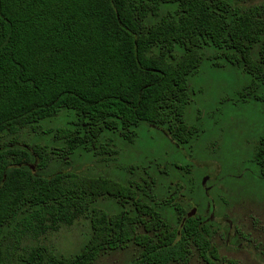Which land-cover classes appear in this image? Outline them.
Returning a JSON list of instances; mask_svg holds the SVG:
<instances>
[{"label":"trees","instance_id":"1","mask_svg":"<svg viewBox=\"0 0 264 264\" xmlns=\"http://www.w3.org/2000/svg\"><path fill=\"white\" fill-rule=\"evenodd\" d=\"M245 2L0 0V264H92L128 243L139 248L137 264L186 263L194 249L207 263L219 259L207 220H183L173 197L156 200L154 179L58 165L78 149L114 156V137L132 142L141 123L187 143L197 132L184 120L189 76L205 45L219 49L214 65L251 75L241 99L264 102V2ZM62 110L72 118L41 128ZM27 132L49 139L29 142ZM254 161L264 177V132ZM105 196L121 209L92 206ZM82 216L91 235L76 255L25 242Z\"/></svg>","mask_w":264,"mask_h":264},{"label":"rangeland","instance_id":"2","mask_svg":"<svg viewBox=\"0 0 264 264\" xmlns=\"http://www.w3.org/2000/svg\"><path fill=\"white\" fill-rule=\"evenodd\" d=\"M260 2L264 0H246L245 4ZM202 51L203 61L189 76L190 102L184 120L197 132L187 143H178L163 128L141 123L132 142L114 137V156H94L92 151L78 149L71 156L72 162L58 166L135 184L154 179L153 192L160 203L173 197L187 212L196 208L194 215L206 219L212 229L211 243L219 259L207 263L194 249L186 263L169 264H264V177L254 161L264 132V102L239 97L240 90L251 81L242 67L228 62L214 65L211 56L219 49L211 44ZM71 118L70 112L62 110L44 120L41 128L54 129ZM22 138L47 142L49 136L27 132ZM92 206L121 209L108 196ZM161 209L172 207L166 204ZM90 235V219L82 216L25 242L46 244L56 254L73 256ZM138 254L139 248L128 243L102 252L92 264H137Z\"/></svg>","mask_w":264,"mask_h":264},{"label":"water","instance_id":"3","mask_svg":"<svg viewBox=\"0 0 264 264\" xmlns=\"http://www.w3.org/2000/svg\"><path fill=\"white\" fill-rule=\"evenodd\" d=\"M195 211H196V208H192V209H190V210L186 213V215H185V217L183 218V220H184L186 217H191V216H193V215L195 214Z\"/></svg>","mask_w":264,"mask_h":264},{"label":"flooded vegetation","instance_id":"4","mask_svg":"<svg viewBox=\"0 0 264 264\" xmlns=\"http://www.w3.org/2000/svg\"><path fill=\"white\" fill-rule=\"evenodd\" d=\"M199 217H201V216H199Z\"/></svg>","mask_w":264,"mask_h":264}]
</instances>
